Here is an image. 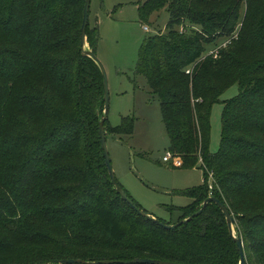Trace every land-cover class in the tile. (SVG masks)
Segmentation results:
<instances>
[{"label":"trees","instance_id":"obj_1","mask_svg":"<svg viewBox=\"0 0 264 264\" xmlns=\"http://www.w3.org/2000/svg\"><path fill=\"white\" fill-rule=\"evenodd\" d=\"M85 3L0 0V264H239L215 203L166 230L116 192L99 135L103 76L81 51ZM163 11L167 31L145 38L137 73L160 100L168 153L204 175L202 186L178 192L192 202L170 208L179 217L165 224L215 197L236 220L247 264H264V0H146L139 19L148 25ZM98 36L89 23L95 55ZM220 38L227 45L206 54ZM235 85L239 95L223 101L222 145L212 154V108ZM133 128L134 119L122 118L115 132Z\"/></svg>","mask_w":264,"mask_h":264},{"label":"rangeland","instance_id":"obj_2","mask_svg":"<svg viewBox=\"0 0 264 264\" xmlns=\"http://www.w3.org/2000/svg\"><path fill=\"white\" fill-rule=\"evenodd\" d=\"M146 0H92L90 27L98 29L96 55L104 65L110 91L107 145L118 183L142 211L163 223L175 222L179 213L170 208L186 207L192 199L178 192L200 187L204 183L200 165L183 169L182 161L169 149V137L163 123L159 98L152 93L147 79L137 73L141 46L148 36L166 33L169 14H155L150 24L139 19V5ZM246 3L242 7L244 16ZM241 21L239 22V28ZM148 27V31L145 30ZM227 38L205 46V53L226 46ZM89 45V44H88ZM90 48V46H89ZM239 95L235 85L227 90L212 108L210 152L216 154L222 145L223 101ZM122 118L134 119L131 135L115 132ZM170 154L169 162L164 157ZM181 162L177 166L175 162ZM212 178L208 185H212ZM174 225V224H173Z\"/></svg>","mask_w":264,"mask_h":264},{"label":"water","instance_id":"obj_3","mask_svg":"<svg viewBox=\"0 0 264 264\" xmlns=\"http://www.w3.org/2000/svg\"><path fill=\"white\" fill-rule=\"evenodd\" d=\"M91 2L92 0H86L85 7H84V19H83L82 32H81V51L84 57L89 58L96 63V65L99 67L102 73V76H103L105 106H104V111H103V114H102V117L99 123V135H100L101 148L103 151L105 164L108 169L109 177L111 179V182L116 192L141 217L146 218L147 220L160 225L166 230H176L180 226L190 223L194 218L200 216L203 213L204 209L209 204L215 203L216 205L219 206V208L222 210L223 214L225 215L231 237L234 239L235 243L237 244L238 252L240 254L239 264H247L243 239L241 235L238 234L236 231V220L233 214L231 213L229 207L225 205L224 203H222L219 199L215 197H210L204 201L202 208L198 212L181 220L179 223H176L174 225H166L165 223L161 222L157 218H154L151 215L147 214L145 211L140 210L139 207L135 204V202L129 197L126 191L118 183L115 172L113 170L110 153H109V149L107 145V134H106V126H105L108 120V117H109V110H110V91H109L108 75H107V71L104 65L98 59L97 55H95V53L89 48L88 40H87V27L90 21ZM40 264H50V263H40ZM56 264H176V263H169V262H163V261L152 260V259L137 258V259L130 260V261H96V262H86L81 259H75V260L71 259V260L59 261Z\"/></svg>","mask_w":264,"mask_h":264},{"label":"built area","instance_id":"obj_4","mask_svg":"<svg viewBox=\"0 0 264 264\" xmlns=\"http://www.w3.org/2000/svg\"><path fill=\"white\" fill-rule=\"evenodd\" d=\"M145 30L148 31V30H149L148 27H145ZM187 73H190V71H188ZM171 157H172V156H171L170 154L166 155V156L164 157V161H165V162H169V160H170ZM175 164H176L177 166H180V165H181V162H177V161H176ZM209 178H212V175H211ZM210 190H212V185H210Z\"/></svg>","mask_w":264,"mask_h":264}]
</instances>
